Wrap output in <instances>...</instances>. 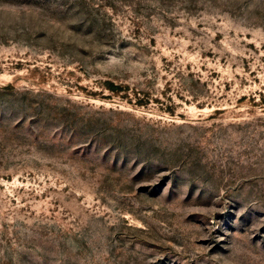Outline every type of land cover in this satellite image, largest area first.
Instances as JSON below:
<instances>
[{"label": "rangeland", "instance_id": "obj_1", "mask_svg": "<svg viewBox=\"0 0 264 264\" xmlns=\"http://www.w3.org/2000/svg\"><path fill=\"white\" fill-rule=\"evenodd\" d=\"M0 264H264V0H0Z\"/></svg>", "mask_w": 264, "mask_h": 264}]
</instances>
